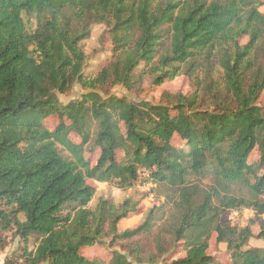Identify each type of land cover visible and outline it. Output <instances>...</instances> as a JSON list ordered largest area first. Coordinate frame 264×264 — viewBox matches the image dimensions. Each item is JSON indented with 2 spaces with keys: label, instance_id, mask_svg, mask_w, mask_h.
Listing matches in <instances>:
<instances>
[{
  "label": "trees",
  "instance_id": "16d2710c",
  "mask_svg": "<svg viewBox=\"0 0 264 264\" xmlns=\"http://www.w3.org/2000/svg\"><path fill=\"white\" fill-rule=\"evenodd\" d=\"M263 6L0 0V251L9 231L19 241L3 264H97L81 249L106 246L109 236L120 250L107 264H264V247L248 246L264 239ZM94 24L105 25L112 49L87 77L82 42ZM179 74L192 92H163L159 103L100 92L108 82L131 89L144 75L160 85ZM75 83L87 92L61 105L58 94ZM52 115L49 129L43 121ZM86 152L97 153L93 162ZM88 180L121 190L152 183L160 205L118 231L138 201L98 199L90 208ZM242 210L252 217L232 224L227 214ZM154 230L155 253L145 255L137 240ZM212 234L226 244L228 263L207 253ZM180 242L183 255L170 260Z\"/></svg>",
  "mask_w": 264,
  "mask_h": 264
},
{
  "label": "rangeland",
  "instance_id": "374dc122",
  "mask_svg": "<svg viewBox=\"0 0 264 264\" xmlns=\"http://www.w3.org/2000/svg\"><path fill=\"white\" fill-rule=\"evenodd\" d=\"M260 10L263 12L264 6L261 7ZM26 25L29 30H33L35 28L34 19H26ZM111 46V40L109 39L105 25L94 24L92 26L90 36L82 42V48L87 57L86 65L84 67V73L87 77H94L101 70V68L108 63L109 57L111 55ZM151 81L152 77L150 75H144L142 81L140 83H136L131 89H128L120 84H111L108 82L103 87V91L100 92H106L119 97L124 96L134 101H149L152 103H159L163 92L191 93L193 90L192 82L185 74H179L173 80L165 81L160 85H153ZM86 92L87 90L85 88H83L78 83H75L66 93L58 94V99L60 104L64 105L72 100L80 99L82 94ZM258 104L262 107L264 113V91L260 95ZM43 122L44 125H46L49 129H53L58 122V118L56 115H52L44 119ZM70 138L73 142L79 141V137L74 133L70 135ZM174 144L176 146H181L182 142L178 137H175ZM118 155L121 157L122 154L118 153ZM96 156L97 153H85V158L91 160L92 162L95 160ZM251 157L253 160L257 159V152H253ZM202 182L205 186L210 184L209 180H203ZM88 183L93 185L96 190L93 199L89 203L90 208H93L96 205L98 199H106L114 205H119L125 198L128 197L132 198L134 201H138L139 209L136 212L130 213L127 218L122 219L119 222L118 231L135 228L145 219L150 208L160 205V200L154 197L153 191L151 192V190L154 188L152 183H145L127 190H121L112 184L96 182L93 180H88ZM163 199L164 195H162V200ZM259 199L264 200V196H260ZM166 208L168 210V214L174 211L171 201H168V204L166 203ZM251 217L252 212L250 210L229 212L227 214V218L230 219L231 223L239 226L247 224L249 218ZM254 229L256 230V227H254ZM156 230H154L150 235L140 236L137 240L139 247L143 249L145 255L155 253ZM12 233L13 231H9L6 235L9 252V255L6 257H9L19 244L18 239L12 237ZM109 238L111 237L109 236L106 239V246L94 245L92 247L82 248L81 253L89 260L96 261L97 264H107L111 259L112 250H120L119 246H108ZM117 242L119 241L117 240ZM248 246L264 247V239L253 237L249 240ZM182 248L183 244L180 242L177 244L175 251L169 253V259L172 260L178 256H182ZM207 253L214 257L215 260L224 263H228L229 261L228 253L226 251V244L217 243L215 240V234H212L209 240ZM2 257L3 255L0 253V264H3L4 262L2 261Z\"/></svg>",
  "mask_w": 264,
  "mask_h": 264
},
{
  "label": "crops",
  "instance_id": "0c3cea01",
  "mask_svg": "<svg viewBox=\"0 0 264 264\" xmlns=\"http://www.w3.org/2000/svg\"><path fill=\"white\" fill-rule=\"evenodd\" d=\"M0 253L3 255V257H2V261H4V259L6 258V256L9 255L8 247H6V248L3 249L2 251H0Z\"/></svg>",
  "mask_w": 264,
  "mask_h": 264
}]
</instances>
